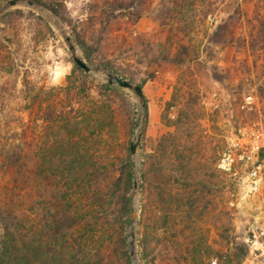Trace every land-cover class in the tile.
Wrapping results in <instances>:
<instances>
[{"label":"rangeland","instance_id":"1","mask_svg":"<svg viewBox=\"0 0 264 264\" xmlns=\"http://www.w3.org/2000/svg\"><path fill=\"white\" fill-rule=\"evenodd\" d=\"M46 1L60 4L62 16L37 2L44 11L3 9L0 0V54L13 63L0 68V206L35 216L43 242L56 203L64 198L84 221L93 195L113 191L143 116L136 130L137 96L101 86L110 71L141 84L148 106L133 156L139 189L127 192L137 207L139 263L224 264L230 252L225 264H264V50L260 38L250 46L264 0ZM225 21L235 41L213 42ZM63 33L95 77L76 65ZM104 103L115 112L106 126ZM61 110L72 119L67 129L55 122ZM63 133L74 142L60 148ZM16 143L22 160L11 164ZM107 200L115 225L118 192ZM113 225L104 252L119 264ZM126 231L130 249L131 225Z\"/></svg>","mask_w":264,"mask_h":264},{"label":"trees","instance_id":"2","mask_svg":"<svg viewBox=\"0 0 264 264\" xmlns=\"http://www.w3.org/2000/svg\"><path fill=\"white\" fill-rule=\"evenodd\" d=\"M33 1L45 6L54 15L59 17L62 16L60 4L46 0ZM182 1L183 3L185 2L184 0ZM181 5V2H177L175 8L180 9L182 7ZM18 15H21L20 11L9 13V16L17 17ZM223 38H225L224 42L226 43H233L235 41L234 31L229 28L227 21L218 24L213 33V42L219 43ZM259 38L261 40L259 42H261L264 50V22L261 23L260 29H258V35H251L250 46L254 47V44ZM174 60L180 62L182 59ZM12 64L13 63L10 62L9 59H5L4 55L0 54V68L2 70L11 71ZM139 85L142 87L141 84ZM101 86L107 90L118 89L115 85L102 84ZM34 91L35 87L32 86L30 88L27 86L26 94L28 99H30V97L33 98L35 94ZM144 100L145 106L141 133L145 129L146 120L148 118V106L145 97ZM99 107L98 113H101L103 120L105 119L104 125L112 124L115 118L112 105L110 103H104L99 105ZM182 114L183 112L181 109L179 110V115H177L175 119L176 128L182 126ZM55 118L57 125H63L66 129L73 124L70 123L72 121L70 116L62 110L59 112L56 111ZM70 141L74 142L73 135L63 133L58 137L57 144L62 148L64 143L67 144L70 143ZM162 141L163 139H161L158 144L161 154L165 151V144ZM18 147L19 145L17 143L13 145V152L11 153V159H9V163L11 162V164H18L20 160H22V155L15 151ZM121 160V167L111 185L113 191L96 193L93 192V190L91 191V194H95L92 197V203L90 205L87 203L85 212L86 216L89 217H85L84 221L78 220V217L81 216V210L76 212L75 208H73L70 203H67L61 194L63 200L55 205V212L52 216V220L45 227V231L50 229V234L43 242L38 238L39 229L37 221L34 220L36 218L35 216L31 217L26 213H22V216L19 211L10 204L8 206L5 205L7 206L5 208L0 206V264H113L110 259L111 255L105 253L104 248H106V243L110 242V230H113L111 229L113 223L107 220V211H109L111 203L110 200L107 199L113 197L116 192H118L119 214L115 219L113 228L115 230L114 240L121 249L119 264H133L126 233L127 227L131 225L132 207L131 198L127 192L129 188H133L135 176L133 157L130 155V147L128 148L127 155ZM89 169L91 170L88 173L90 178L93 174L94 167H90ZM124 176L125 183H123ZM123 185L124 191L122 190ZM129 185L132 187H129ZM160 188L162 189V185ZM5 191H7L8 194V189ZM141 207L144 212V209L146 210V205L143 203ZM97 246L100 248H97ZM42 255H46V258H43L41 261ZM222 257L224 260L222 263L225 264L226 260H230V252L223 254ZM201 263L205 264V261L202 260Z\"/></svg>","mask_w":264,"mask_h":264},{"label":"water","instance_id":"3","mask_svg":"<svg viewBox=\"0 0 264 264\" xmlns=\"http://www.w3.org/2000/svg\"><path fill=\"white\" fill-rule=\"evenodd\" d=\"M26 5L29 7H34L36 6L40 11H44V8L35 4L33 0H7L6 6L3 7V9L7 8L8 6L14 7V6H22ZM63 37L65 42L67 43V46L69 50L72 53V57L74 62L76 63L77 66H79L81 69H83L87 73H92L93 76L95 77V70L81 57L77 54L76 52V46L72 42L71 36L63 33ZM106 79H104V83L108 85H116L118 87L125 88L131 92H133L138 99L139 103V113L138 117L136 120V130H139L141 127V118L143 116L144 112V106H145V100H144V94L142 91V87L139 84L132 83L123 77L110 72L106 71L105 72ZM141 136V132L137 131L136 135L130 142V155L133 157L136 154L137 151V141ZM135 163L133 162V166ZM139 189V177L138 175L134 176V191H137ZM131 201L133 202V199L131 198ZM136 210L137 207L135 205H132L131 208V228H132V239L130 241V256L132 258L133 264H140L137 257H136V251H135V238H136V233H135V220H136Z\"/></svg>","mask_w":264,"mask_h":264}]
</instances>
